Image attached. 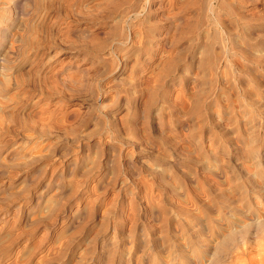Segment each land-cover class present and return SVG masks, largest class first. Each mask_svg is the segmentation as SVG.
Returning <instances> with one entry per match:
<instances>
[{
	"label": "rangeland",
	"instance_id": "obj_1",
	"mask_svg": "<svg viewBox=\"0 0 264 264\" xmlns=\"http://www.w3.org/2000/svg\"><path fill=\"white\" fill-rule=\"evenodd\" d=\"M0 144V264L264 261V0H0Z\"/></svg>",
	"mask_w": 264,
	"mask_h": 264
},
{
	"label": "bare ground",
	"instance_id": "obj_2",
	"mask_svg": "<svg viewBox=\"0 0 264 264\" xmlns=\"http://www.w3.org/2000/svg\"><path fill=\"white\" fill-rule=\"evenodd\" d=\"M21 1H23V0H21ZM13 2H15V1H13ZM15 4H18V3L15 2ZM13 6H15V5L13 4ZM16 8H17V7H16ZM16 8H15V9H16ZM1 34H2V33H1ZM242 49H243V48H242ZM245 49H246V48H245ZM240 53L243 54L245 57H247V55L245 54V51H244V50H240ZM248 58H249V57H248ZM253 61H254V60H253ZM253 61H251V62H253ZM257 62H258V61H257ZM207 63H210V64H211V62H207ZM208 66H210V65L207 64V67H208ZM211 66H213V65H211ZM207 67H206V68H207ZM208 68H209V67H208ZM210 68H211V67H210ZM210 68H209V69H210ZM207 71H208V69H207ZM209 74H210V73H209ZM29 96H31V95H29ZM27 98H28V97H27ZM199 104H200V103H199ZM199 107H200V106H199ZM199 107H198V108H199ZM19 108H20V107H19ZM21 108H22V107H21ZM21 108H20V109H21ZM16 109H17V108H16ZM16 113H17V112H16ZM3 138H4V137H3ZM6 139H7V138H6ZM6 142H7V141H6ZM6 142H4L5 145H6ZM1 143H2V142H1ZM9 143H10V142H9ZM0 145H1V144H0ZM0 147H1V146H0ZM3 148H4V145H3ZM0 153H2V152H0ZM3 161H4V160H3ZM29 164H30V163H29ZM29 164H28V165H29ZM65 164H66V163H65ZM14 165H15V164H14ZM28 165H27V166H28ZM30 165H31V164H30ZM31 166H32V165H31ZM66 166H67V165H66ZM69 166H70V165H69ZM69 166H68V167H69ZM28 167H29V166H28ZM71 167H72V166H71ZM73 167H74V166H73ZM25 168H26V167H25ZM69 168H70V167H69ZM69 168H67V169H69ZM14 169H15V168H14ZM29 169H30V168H29ZM73 169H74V168H73ZM73 169H72V170H73ZM64 170H65V169H64ZM61 172H63V169H62ZM18 173H19V172H18ZM58 174H59V173H58ZM62 174H63V173H62ZM60 175H61V174H60ZM60 175H59V176H60ZM261 231H264V219L259 220V222L257 223L256 232H261ZM258 247H260V246H258ZM4 250H5V248H4ZM0 251H2V248L0 249ZM260 251H261V253H262V256L264 257V243L261 245V249H260ZM245 252H246V249L243 250V254H244V255H245ZM253 264H264V261L260 260V261H258V263H254V262H253Z\"/></svg>",
	"mask_w": 264,
	"mask_h": 264
}]
</instances>
